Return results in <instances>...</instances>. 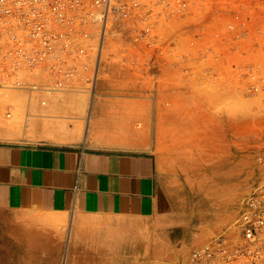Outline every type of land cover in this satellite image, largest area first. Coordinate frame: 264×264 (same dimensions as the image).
Returning <instances> with one entry per match:
<instances>
[{"label": "crops", "instance_id": "crops-1", "mask_svg": "<svg viewBox=\"0 0 264 264\" xmlns=\"http://www.w3.org/2000/svg\"><path fill=\"white\" fill-rule=\"evenodd\" d=\"M109 52L92 94L74 100L81 117L90 107L81 135L0 137V264H172L228 221L238 125L186 78L182 90L171 83V111L144 93L161 86L160 51ZM209 166L230 167L219 171L229 187L209 193L192 178Z\"/></svg>", "mask_w": 264, "mask_h": 264}, {"label": "built area", "instance_id": "built-area-1", "mask_svg": "<svg viewBox=\"0 0 264 264\" xmlns=\"http://www.w3.org/2000/svg\"><path fill=\"white\" fill-rule=\"evenodd\" d=\"M142 12L171 18V51L189 77L229 72L264 101V0H0V88L29 92L33 109L47 104L42 93L92 94L116 25ZM178 264H264V177L234 220Z\"/></svg>", "mask_w": 264, "mask_h": 264}, {"label": "rangeland", "instance_id": "rangeland-1", "mask_svg": "<svg viewBox=\"0 0 264 264\" xmlns=\"http://www.w3.org/2000/svg\"><path fill=\"white\" fill-rule=\"evenodd\" d=\"M116 27L118 31H121V34L109 41V49L115 47L133 51V48L137 46L147 49L148 52L158 50L167 63L162 71L161 86L158 88L145 87L144 93H159L166 96L164 105L171 111V83L177 85V89L182 90L183 81L186 78L188 82L193 81L201 85L198 91L205 95L210 111L226 115L231 125H238L239 142L234 147V155L239 159V177L234 204L226 211L229 219L224 227L229 225L240 212L242 201L252 186L264 177V164L259 160V157L264 155V101L258 96H253L242 90L241 86L230 84L228 80L232 75L229 72L221 71L218 77L208 78L203 75V72L197 71L196 75L191 78L183 66L181 68L171 67L173 63L184 61L182 52L178 55L171 51L173 49L171 34L174 32L171 28V18L165 19L159 15L153 17L149 15L148 17L142 12L141 17L120 22ZM147 28H150L151 32L147 36H141L143 30ZM125 35H128V38ZM184 39L180 38L179 40L181 50L185 46ZM109 49L108 53L102 55L105 61L110 56ZM141 59L142 62H145L146 58L141 56ZM103 74L101 71L100 78L104 76ZM89 94H91L90 90L80 89L52 94L42 93L48 102L46 105L35 102L37 108L34 110L31 107L29 92L17 88L2 87L0 88V127L3 130L0 137L9 140L29 137L65 142L68 140V136L62 133L63 131H70L79 136L88 123L90 107L87 109L85 118L81 117L75 108L74 100L81 95ZM79 123H83V127H79ZM228 169L230 167L209 166L205 170L202 169L201 174L199 171L193 172L192 178L199 181L201 177H206L203 187L210 193L221 186L229 187L231 179L219 176V171ZM203 171H206V175H203ZM211 200L214 199H209V201ZM197 201L196 198L192 200L193 204ZM213 236L211 235L193 247L191 251ZM188 255L189 253L182 260H185ZM180 261L172 264H178Z\"/></svg>", "mask_w": 264, "mask_h": 264}, {"label": "bare ground", "instance_id": "bare-ground-1", "mask_svg": "<svg viewBox=\"0 0 264 264\" xmlns=\"http://www.w3.org/2000/svg\"><path fill=\"white\" fill-rule=\"evenodd\" d=\"M109 48H110V42H107L105 48L103 49V53H106V52L108 51L107 49H109ZM107 53H108V52H107ZM104 60H105V59H104ZM98 78H100V75H99ZM77 105H78L79 107H81V110L85 108V106L82 105L81 103H77ZM79 126L82 127V126H83V123H79Z\"/></svg>", "mask_w": 264, "mask_h": 264}]
</instances>
